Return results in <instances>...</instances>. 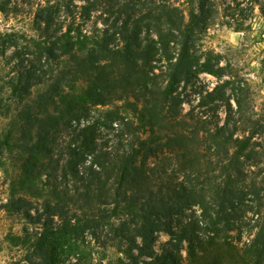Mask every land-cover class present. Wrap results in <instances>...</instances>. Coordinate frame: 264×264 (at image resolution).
I'll use <instances>...</instances> for the list:
<instances>
[{
  "label": "trees",
  "instance_id": "trees-1",
  "mask_svg": "<svg viewBox=\"0 0 264 264\" xmlns=\"http://www.w3.org/2000/svg\"><path fill=\"white\" fill-rule=\"evenodd\" d=\"M11 1L0 0V12L15 9ZM188 5L185 11L169 0L46 2L34 12L36 36L19 40L0 32V55L14 60L16 72L1 89L13 86L19 102L11 117L16 134L1 147L18 149L17 190L41 199L68 232L77 229L72 219L113 232L125 264H264L260 208L255 233L242 248L227 236L238 218L236 205L257 195L254 187L239 186L231 171L242 173L241 158L264 165V116L254 114L243 86L235 106L227 102L228 80L200 91L202 105L226 101L224 122L206 130L208 152L201 150L199 128L191 130L181 116L177 87L200 71L219 78L230 72L218 65L220 54L201 61L194 47L196 32L212 18L209 0ZM96 11L104 23L112 21L88 33L85 25ZM45 84L48 89L33 97ZM257 135L259 142L252 140ZM217 169L225 175L221 182L212 175ZM32 205L19 196L3 207L32 223ZM220 212L224 228L216 219ZM160 230L169 238L156 252L154 232ZM4 239L28 247L32 235L24 227ZM26 260L48 264L50 254L38 244Z\"/></svg>",
  "mask_w": 264,
  "mask_h": 264
},
{
  "label": "rangeland",
  "instance_id": "rangeland-1",
  "mask_svg": "<svg viewBox=\"0 0 264 264\" xmlns=\"http://www.w3.org/2000/svg\"><path fill=\"white\" fill-rule=\"evenodd\" d=\"M59 1L12 0L11 5L16 6L15 9L0 12V32H14L19 36V40L36 36L35 10L46 2ZM169 1L185 11L188 10V0ZM255 1L209 0L212 14L210 24L196 32L194 36V47L196 53L201 56V61L206 58L207 53H218L220 54L218 65L226 66L230 72L219 78L207 71H200L188 82H181L177 87L176 92L183 99L181 116L191 130H194L196 126L199 128L203 152H208L205 142L206 130L213 129L217 123L224 122L226 101L217 99L202 105L199 102L200 91L205 93L206 89L210 90L217 83L228 80L229 83L224 88L227 102L230 101L235 106L234 97L237 87L243 86L254 114L264 116V12L260 8L264 7V0ZM155 3H151L153 7ZM104 17L100 16V11L94 12L91 21L85 25L86 31L97 34L105 24H110L112 18L104 23ZM8 53L9 50L6 51V54ZM13 61L0 55V100L4 108V114L0 116V142L9 133H12L10 134L12 138L16 134V129L11 124V117L19 105L18 98L12 90L13 86L4 83L5 87L1 89L3 82L10 80V77H14L15 81L16 72L11 68ZM45 89H48V84L36 87L33 97L39 90ZM247 133L238 132V135L245 136ZM252 140L259 142L261 137L257 135L252 137ZM15 142L17 143V140ZM18 154V149L13 146V143L4 147H1L0 143V264H28L26 256L35 250L38 244L43 245L50 254L48 264H125L126 259L120 251L121 244L117 239L112 238L113 232L107 231L106 228L96 231L92 227L83 228L81 221L76 219H72L70 223L77 229L68 232L64 229L63 219L57 215H49L41 199L30 197L17 190ZM237 165L242 173L237 175L234 169L231 171L234 176H238L234 177L237 179L236 183L245 188L254 187L257 192V195L248 194L245 201L236 205L238 218L232 221L234 228L227 232L229 240L238 248H242L253 237L256 230L254 226L260 219L261 213H256L255 210L260 208L261 212H264V165L263 163L255 164L245 158L239 159ZM212 175L216 177L217 182H221L225 177L223 173H220V169L214 171ZM208 188L209 186H206V189ZM19 196L33 202L31 212L35 216V222L29 223L20 214L7 211L3 207L4 204H9L10 199H16ZM197 208V205L193 206L198 213ZM216 216L219 224L224 228L227 223L221 212ZM24 227H27L32 235V241L28 247L12 246L4 239L7 233L21 234ZM95 234L99 237H95ZM154 236L156 237L154 249L160 252L169 236L163 230L155 231ZM102 241H106L105 246ZM181 251L185 256L184 248Z\"/></svg>",
  "mask_w": 264,
  "mask_h": 264
}]
</instances>
